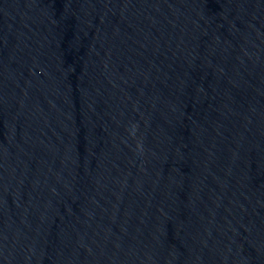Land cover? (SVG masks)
Wrapping results in <instances>:
<instances>
[{"label":"water","instance_id":"obj_1","mask_svg":"<svg viewBox=\"0 0 264 264\" xmlns=\"http://www.w3.org/2000/svg\"><path fill=\"white\" fill-rule=\"evenodd\" d=\"M0 264H264V0H0Z\"/></svg>","mask_w":264,"mask_h":264}]
</instances>
